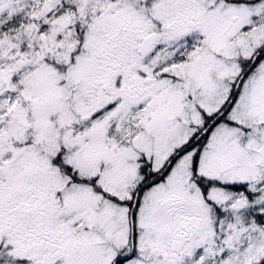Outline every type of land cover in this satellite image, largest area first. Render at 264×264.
<instances>
[{
  "label": "snow or ice",
  "instance_id": "obj_1",
  "mask_svg": "<svg viewBox=\"0 0 264 264\" xmlns=\"http://www.w3.org/2000/svg\"><path fill=\"white\" fill-rule=\"evenodd\" d=\"M0 264H264V0H0Z\"/></svg>",
  "mask_w": 264,
  "mask_h": 264
}]
</instances>
